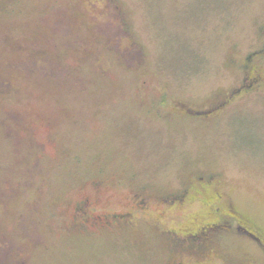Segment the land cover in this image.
Here are the masks:
<instances>
[{
  "label": "rangeland",
  "instance_id": "rangeland-1",
  "mask_svg": "<svg viewBox=\"0 0 264 264\" xmlns=\"http://www.w3.org/2000/svg\"><path fill=\"white\" fill-rule=\"evenodd\" d=\"M261 47L264 0H0V264H166L216 192L264 244ZM187 187L136 225H73L85 197L113 212ZM223 222L217 256L183 263L264 264Z\"/></svg>",
  "mask_w": 264,
  "mask_h": 264
},
{
  "label": "flooded vegetation",
  "instance_id": "flooded-vegetation-1",
  "mask_svg": "<svg viewBox=\"0 0 264 264\" xmlns=\"http://www.w3.org/2000/svg\"><path fill=\"white\" fill-rule=\"evenodd\" d=\"M264 52V47H261ZM261 75L249 76L247 80L255 82ZM244 84V83H243ZM225 103V102H224ZM223 103V104H224ZM197 183L202 186L201 191L208 186L214 185L215 181L211 177L198 176ZM214 187V186H213ZM216 191V189H214ZM150 192V193H149ZM147 193H135L133 196V206L123 209L121 211L113 212H94L91 209V199L85 197L80 205L74 211L73 225L82 224L83 227L95 226L96 228L105 230L113 227L132 226L135 223V211L138 209H145L150 200H154L158 205H166L173 209H182L188 206L190 202L193 204L197 201L192 200L191 188L187 187L182 190H176L166 193L164 196L149 191ZM212 198V214L216 216V220L202 221L196 220L192 226L187 227L184 232H169L179 236L177 242L184 247V251L176 258L169 259L170 262L166 264H184L183 260L195 258V260L204 262L208 258L216 257L219 248V239L221 233L234 229L232 223L223 222L224 219L235 218L237 220L236 230L239 235H248L255 240H258L264 251V244L259 235H257L244 221V218L237 214L227 203L226 206L222 204L224 195L216 192ZM192 200V201H191ZM91 211V212H90ZM240 217V218H239ZM81 225V226H82Z\"/></svg>",
  "mask_w": 264,
  "mask_h": 264
}]
</instances>
